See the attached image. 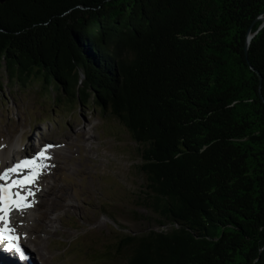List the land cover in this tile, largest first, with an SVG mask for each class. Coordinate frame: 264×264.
<instances>
[{"label":"trees","instance_id":"16d2710c","mask_svg":"<svg viewBox=\"0 0 264 264\" xmlns=\"http://www.w3.org/2000/svg\"><path fill=\"white\" fill-rule=\"evenodd\" d=\"M261 15L264 0H0V89L92 102L138 144L139 205L162 229L121 236L127 264H264Z\"/></svg>","mask_w":264,"mask_h":264},{"label":"rangeland","instance_id":"374dc122","mask_svg":"<svg viewBox=\"0 0 264 264\" xmlns=\"http://www.w3.org/2000/svg\"><path fill=\"white\" fill-rule=\"evenodd\" d=\"M2 87L0 145L6 143V152L14 145L30 146L16 147L23 158L30 156L40 138V146L53 141L63 146L50 150L55 167L39 181L35 223L48 208L44 201L52 206L42 221L44 229L30 231L31 244L23 239L28 250L34 244L36 251L41 248L33 263L40 264L38 256L44 264H127L125 253L115 249L119 238L162 229L156 214L139 205L146 180L129 130L92 102H56V92L45 94L37 84L22 88L4 81ZM1 262L21 264L0 253Z\"/></svg>","mask_w":264,"mask_h":264},{"label":"snow or ice","instance_id":"6c2138e0","mask_svg":"<svg viewBox=\"0 0 264 264\" xmlns=\"http://www.w3.org/2000/svg\"><path fill=\"white\" fill-rule=\"evenodd\" d=\"M61 147L52 143L37 145L34 154L14 159L10 165H0V249L7 254L14 253L21 264H27L31 257L16 228L11 226L12 215L22 216L38 203L36 195L42 187L39 181L55 167L50 150Z\"/></svg>","mask_w":264,"mask_h":264},{"label":"bare ground","instance_id":"6f19581e","mask_svg":"<svg viewBox=\"0 0 264 264\" xmlns=\"http://www.w3.org/2000/svg\"><path fill=\"white\" fill-rule=\"evenodd\" d=\"M4 148H5L4 146L0 147V165H5V164L10 165L11 163L14 162V159H22L24 156V155H21L17 151L16 147L13 148L15 150L14 153H7ZM1 149H2V151H1ZM52 150L53 149H51V151ZM44 205L48 206V208L46 211L40 212V214H41L40 218L42 219V221H45V215H47V211L52 209V206L50 207V204H48L46 202V200L44 201ZM24 214L21 216L19 213H13L11 226L16 228L17 233L21 236V243L25 246L28 255L31 257V259L27 262V264H34L32 261V256H33L32 249L28 250V248L25 245L24 240H26L29 244H31V241L33 242L32 239L34 237L30 235V231L32 230L35 232V230H42L44 228H43L42 221L39 223H35V221L33 219V216L35 215V207L26 210L24 212ZM15 219H17L16 222H14ZM31 246L36 247L35 244L31 245ZM40 249L41 248L37 249V252L40 251ZM41 262L43 263L42 258H41ZM1 263L3 264V262H1Z\"/></svg>","mask_w":264,"mask_h":264},{"label":"water","instance_id":"95a60500","mask_svg":"<svg viewBox=\"0 0 264 264\" xmlns=\"http://www.w3.org/2000/svg\"><path fill=\"white\" fill-rule=\"evenodd\" d=\"M260 20L262 19L263 21H264V16L263 17H258ZM251 28H252V26L249 28V35H248V40H247V43H246V45H245V48L246 49H248V46H249V42H250V39L252 38V35L254 34V33H252L251 32Z\"/></svg>","mask_w":264,"mask_h":264}]
</instances>
